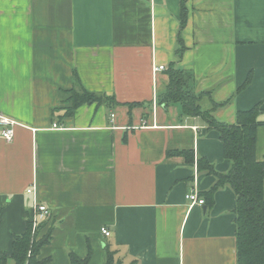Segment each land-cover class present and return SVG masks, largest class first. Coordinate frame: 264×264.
I'll list each match as a JSON object with an SVG mask.
<instances>
[{"label":"crops","instance_id":"1","mask_svg":"<svg viewBox=\"0 0 264 264\" xmlns=\"http://www.w3.org/2000/svg\"><path fill=\"white\" fill-rule=\"evenodd\" d=\"M181 1L0 0V116L16 121L14 140L0 138V255L27 231L37 198L52 212L44 264H72L71 252L105 264L107 245L123 264H238L234 190L219 188L211 207L187 200L194 190L207 200L217 180L201 158L231 169L220 134L159 97L176 61L219 121L260 108L264 160V0H186L179 61ZM75 70L118 104L71 113Z\"/></svg>","mask_w":264,"mask_h":264},{"label":"trees","instance_id":"2","mask_svg":"<svg viewBox=\"0 0 264 264\" xmlns=\"http://www.w3.org/2000/svg\"><path fill=\"white\" fill-rule=\"evenodd\" d=\"M187 14L186 0H182L179 31L181 44L176 51V58L179 61L186 48L181 33L187 23ZM165 70L170 81L163 97H159L162 104L179 102L185 113L201 116L210 128L219 132L224 144L225 157L232 162L229 172L219 173L206 159L199 160L200 171H207L217 177L214 186L206 193L205 204L211 207L214 203L215 192L223 186L229 185L234 190L237 197L238 264H264V160H258L256 157L257 132L261 125L258 117L261 109L254 107L240 111L235 123L221 122L212 110L202 109L200 101L203 95H198L187 88L189 77L185 69L178 67L174 61ZM74 77L75 82L71 89V113L86 103L108 104L109 109L118 104L114 97L88 91L80 82L77 70L74 71ZM137 104V102L131 103V105ZM181 154L189 162L194 161L193 151H182ZM45 224L46 222L41 223L34 234L33 221L30 218L27 231L15 235L12 251L0 255V264H44L45 261L40 260L38 255L41 248L50 242L53 229L50 226L48 231L41 235V229ZM106 252L105 264H123L121 259L116 258V251L112 250L109 245L106 246ZM70 259L72 264H88L90 252L86 258H80L71 252ZM129 264L139 263L134 259Z\"/></svg>","mask_w":264,"mask_h":264},{"label":"built area","instance_id":"3","mask_svg":"<svg viewBox=\"0 0 264 264\" xmlns=\"http://www.w3.org/2000/svg\"><path fill=\"white\" fill-rule=\"evenodd\" d=\"M158 69L163 70L165 69V66L161 65L155 68V70ZM15 125H16V121L9 119L7 117L0 116V138H3L8 142L13 141L15 137ZM54 127H57V125L54 124ZM27 193L35 195L36 187L34 185L29 187L27 189ZM187 200L190 202V206L204 205L206 203L205 199L200 197L197 190H194L189 194H187ZM34 213L35 214L32 217V221H33V231L35 234V231L36 229H38V226L44 221L49 220V217H51L52 212L48 205L38 201V199L36 198L34 202ZM101 232L106 237L110 236L111 234L110 230L107 227H102Z\"/></svg>","mask_w":264,"mask_h":264},{"label":"water","instance_id":"4","mask_svg":"<svg viewBox=\"0 0 264 264\" xmlns=\"http://www.w3.org/2000/svg\"><path fill=\"white\" fill-rule=\"evenodd\" d=\"M204 209H206V207H204Z\"/></svg>","mask_w":264,"mask_h":264}]
</instances>
